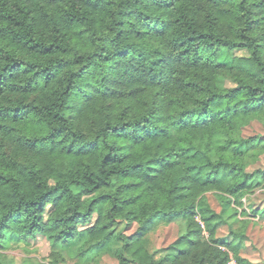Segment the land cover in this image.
I'll list each match as a JSON object with an SVG mask.
<instances>
[{"label":"trees","instance_id":"1","mask_svg":"<svg viewBox=\"0 0 264 264\" xmlns=\"http://www.w3.org/2000/svg\"><path fill=\"white\" fill-rule=\"evenodd\" d=\"M256 119L264 0H0V264L39 235L49 264L66 247L78 264H255L234 225L264 187Z\"/></svg>","mask_w":264,"mask_h":264},{"label":"rangeland","instance_id":"2","mask_svg":"<svg viewBox=\"0 0 264 264\" xmlns=\"http://www.w3.org/2000/svg\"><path fill=\"white\" fill-rule=\"evenodd\" d=\"M223 84L226 86L232 85L229 79H223ZM243 134L251 136L260 134L264 137V121L253 120L251 124L244 128ZM256 168H264V153L258 157V160L251 163L249 170ZM209 201L214 209L221 211L223 208L222 201L213 192L208 193ZM264 206V187L257 188L244 198V205L238 206L239 211L242 209L250 212L249 214H239V221L234 225L237 230H245L248 238L245 240V247L242 250V255L247 256L251 262L255 264H264V217L251 215V209ZM124 224L117 228L122 229ZM138 229V225L134 224L129 227L125 226L123 231L126 234H133ZM229 231L228 226H223L219 229L218 234L223 236ZM182 229L177 222L161 224L154 231L150 232L146 238V244L151 250H158L167 247L175 239L180 236ZM70 247L62 250L65 261L64 264H78L77 258L69 253ZM52 244L44 236H37L30 240L29 243H15L11 249L7 251L10 259L14 264H49L51 259ZM88 264H119L117 258L111 254H105L99 259H95Z\"/></svg>","mask_w":264,"mask_h":264},{"label":"built area","instance_id":"3","mask_svg":"<svg viewBox=\"0 0 264 264\" xmlns=\"http://www.w3.org/2000/svg\"><path fill=\"white\" fill-rule=\"evenodd\" d=\"M229 264H237V261L233 255H231V257H230Z\"/></svg>","mask_w":264,"mask_h":264},{"label":"crops","instance_id":"4","mask_svg":"<svg viewBox=\"0 0 264 264\" xmlns=\"http://www.w3.org/2000/svg\"><path fill=\"white\" fill-rule=\"evenodd\" d=\"M247 257V256H246ZM252 261V260H251Z\"/></svg>","mask_w":264,"mask_h":264}]
</instances>
